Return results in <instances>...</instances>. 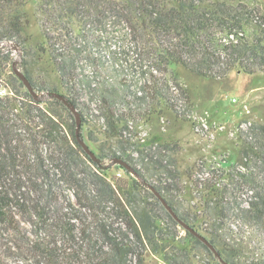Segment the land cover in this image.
<instances>
[{
    "label": "trees",
    "instance_id": "1",
    "mask_svg": "<svg viewBox=\"0 0 264 264\" xmlns=\"http://www.w3.org/2000/svg\"><path fill=\"white\" fill-rule=\"evenodd\" d=\"M28 2L0 0V91H8L0 94V264H146L149 253L165 264H195L197 247L214 264H264V123L242 133L238 162L220 172L199 164L182 171L177 142L133 141L139 132L132 129L164 107L178 112L177 86L167 78L174 64L211 79L234 69L264 72L260 7L244 0H37L39 40L27 29ZM112 25L121 27L118 36ZM123 55L144 76L140 95L130 93ZM15 63L50 96L36 100ZM59 93L84 122L91 109L81 106L82 93L98 102L93 110L113 141L93 140L100 142L98 153L91 148L97 160ZM184 180L201 191L198 205L186 198Z\"/></svg>",
    "mask_w": 264,
    "mask_h": 264
},
{
    "label": "rangeland",
    "instance_id": "2",
    "mask_svg": "<svg viewBox=\"0 0 264 264\" xmlns=\"http://www.w3.org/2000/svg\"><path fill=\"white\" fill-rule=\"evenodd\" d=\"M244 1L252 6L260 7L264 15V0ZM25 11L30 20L28 32L42 40L37 0H29ZM109 29L118 36L121 27L112 25ZM112 41L119 45L121 43L118 37H114ZM15 55L19 59L17 52ZM120 57L130 68L128 71L125 70L124 74V78H128L131 84L130 93L136 92L140 95L141 79L144 76L139 73L140 70L136 67L133 57L126 55ZM167 78L170 85L177 86L173 88V91L177 97L178 112L174 113L164 107L162 115H156L152 121L132 128L139 132L133 141L139 138H143L144 141L148 136H157L162 141L177 142L179 151L175 155L182 171L199 164L204 172L213 170L220 172L222 168L229 169L235 165L239 160L242 133L254 123H264V72L245 74L234 69L225 79H211L192 73L182 65L174 64ZM2 83L5 84L3 81ZM2 88H6V85ZM121 89L123 92V88ZM234 98H236L235 101ZM80 101L82 107L91 109V114L85 115L87 122H84L81 114L79 133H82V138L98 153L100 142H94V139L101 142L107 141L108 144L113 140L106 137L104 122L99 117V111L93 110L98 102L92 101L86 93H82ZM244 103L248 105L249 112L244 108ZM137 105L145 106L143 103ZM135 155L137 156V153ZM115 174L118 177H127L122 169L115 170ZM184 183L188 186L186 198L190 200L191 205H198L201 191L187 180H184ZM242 191V198L246 199L251 194L247 187ZM180 197L184 198L182 195ZM232 221L233 237L234 219ZM236 223H240V219ZM194 254L196 255L195 264H214L204 248L197 247ZM252 255L253 252H250L249 256ZM146 264H165V262L161 254L149 253Z\"/></svg>",
    "mask_w": 264,
    "mask_h": 264
},
{
    "label": "water",
    "instance_id": "3",
    "mask_svg": "<svg viewBox=\"0 0 264 264\" xmlns=\"http://www.w3.org/2000/svg\"><path fill=\"white\" fill-rule=\"evenodd\" d=\"M14 69L16 74L20 77V79L23 81L24 85L27 87V89L30 91V93L35 97L36 100H41L43 98H47L50 95H40L32 86L31 82L29 81V79L26 77V75L24 74V72L18 67L17 63L14 64ZM56 97L62 99L67 105L68 107L71 109L72 113L74 114L76 121H77V126L78 128L81 125V112L79 111V109L77 108V106L75 104H71L69 103L66 99L65 96L62 94H56ZM78 134V139L80 141V143L82 144L83 148L86 150V152L94 159L97 160L98 156L96 155V153L91 149V147L86 143V141L81 138V136L79 135V130L77 131ZM114 162L120 163L121 165H124L126 168L131 169V166L129 165V163L125 160L116 158L114 160ZM156 191V190H154ZM157 195L161 198L162 203L167 207V209L172 213V215L177 219V216L175 214V212L172 210V208L169 206L168 202L166 201V199L159 193L156 192ZM180 223H182L183 225H185V227L187 229H189L190 231H192L195 235L200 236L201 239L206 242L208 244V246L215 252L216 256H219L218 251L216 250V248L214 247L213 244H211L204 236L200 235V233L196 230H194L193 228H191L190 226L184 224L182 221H180ZM227 264V263H225Z\"/></svg>",
    "mask_w": 264,
    "mask_h": 264
},
{
    "label": "built area",
    "instance_id": "4",
    "mask_svg": "<svg viewBox=\"0 0 264 264\" xmlns=\"http://www.w3.org/2000/svg\"><path fill=\"white\" fill-rule=\"evenodd\" d=\"M7 93H8V91H7V89H6V88H2V89H1V91H0V94H1V95H5V94H7ZM235 100H236V98H234V101H235ZM243 106H244V108H246V109L248 108V105H247V104H245V103H244V105H243ZM247 111L249 112V110H248V109H247ZM119 175L121 176V175H122V173L120 172V173H119Z\"/></svg>",
    "mask_w": 264,
    "mask_h": 264
}]
</instances>
